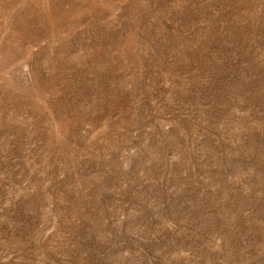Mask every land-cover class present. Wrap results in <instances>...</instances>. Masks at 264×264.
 Wrapping results in <instances>:
<instances>
[{"label":"rangeland","instance_id":"374dc122","mask_svg":"<svg viewBox=\"0 0 264 264\" xmlns=\"http://www.w3.org/2000/svg\"><path fill=\"white\" fill-rule=\"evenodd\" d=\"M0 264H264V0H0Z\"/></svg>","mask_w":264,"mask_h":264}]
</instances>
